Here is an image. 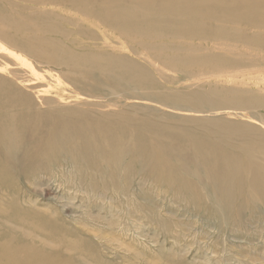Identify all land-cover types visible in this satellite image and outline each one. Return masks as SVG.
<instances>
[{
	"label": "rangeland",
	"instance_id": "1",
	"mask_svg": "<svg viewBox=\"0 0 264 264\" xmlns=\"http://www.w3.org/2000/svg\"><path fill=\"white\" fill-rule=\"evenodd\" d=\"M48 1L51 0H0V87L23 95L22 104L31 113L35 133H42L47 125L45 112H50L61 120L82 122L91 140L97 141L101 132L116 136L113 139L119 141L122 165L128 168L126 172L119 171V165L112 175L114 182H110L107 168L72 165V151L63 153L57 162L48 158L30 163L22 159V152L5 162L0 157V203L13 213L18 210L16 214L25 218L15 221L11 214L7 216L9 212L1 213L2 240L8 234L9 242L19 248L28 245L39 255L45 249L57 248L54 238L66 239L77 248L62 250L74 259V264H264V201L256 200L255 192H248L252 199L240 195L235 208L229 209L228 218L216 215L210 209L218 211L219 192L201 166L193 163L198 153L193 148L195 140L218 143L229 137V147L216 151L220 153L219 160L227 163L235 154L236 167L248 165L253 175H264V143L253 134L245 137L237 132L238 125L248 124L264 135V106L254 103L264 99V46L258 47L264 44V31L247 41L214 32L224 15L222 8L228 3L246 16L250 10L244 9L243 0L216 1L213 25L205 23L199 29L204 39L200 40L195 75L179 83L173 79L174 69L146 47L132 40L107 39L101 29L112 31L110 23L101 29H83L82 39L73 44L69 43L74 38L71 33L88 24L84 18L66 24L70 41L60 36L66 50L59 57L52 56L48 47L41 46L48 39L45 29L51 22L41 24L39 16L71 7H65L69 0H62V6L49 5ZM145 1L147 7L153 4ZM251 3L253 10L246 18L248 36L257 33L264 15L257 12L256 2ZM147 24H141L139 33H146ZM178 28L183 30L182 26ZM38 43L40 49H34ZM206 55L224 62L218 73L208 72L211 68L205 65ZM125 65L136 76L131 80L114 79L117 69ZM115 82L120 85L113 92L103 91L102 87L114 86ZM83 83L93 90L82 89ZM189 89H194L195 95ZM163 96L180 99L198 111H186L188 116L174 119L166 109L172 108L170 103L162 104ZM198 97L204 104L193 102ZM238 108L249 118L232 111ZM140 109L145 110L138 112ZM158 115L173 119L159 123ZM144 122L149 124L145 128L141 127ZM92 126L101 129L94 131ZM74 141V153H78L82 140L76 137ZM139 153L146 155L147 162L137 156ZM149 154L158 156L157 163L165 164L158 178L152 173ZM209 164L205 174L224 171L223 164ZM4 174H9L7 180ZM200 194L203 202L198 199ZM251 207L254 219L247 213ZM37 223L59 230L54 236Z\"/></svg>",
	"mask_w": 264,
	"mask_h": 264
},
{
	"label": "bare ground",
	"instance_id": "2",
	"mask_svg": "<svg viewBox=\"0 0 264 264\" xmlns=\"http://www.w3.org/2000/svg\"><path fill=\"white\" fill-rule=\"evenodd\" d=\"M42 1L44 2V0ZM151 1L153 4L147 7L145 6V0H99V2H97V0H69L65 6L71 7L68 10L57 11L59 13H54L52 10H49L48 12H45L39 16L41 24L42 22L46 23L48 20L51 22V26H48L45 29V31L48 33V39L47 41L42 42L41 46L44 49H46L45 47H48L49 50L53 52L51 53L53 54L52 56L59 57L58 54L66 50L63 48V43L60 42L62 41L60 36L63 35L68 40L67 33L70 30L65 31L67 26L66 24L79 22L78 19L80 18L86 19V24H88L78 28L77 30H74L71 33V38H74L71 41L68 40V42L70 41L69 43L73 44V42H80L84 35L83 29H87L89 26H97L98 28L102 26L103 28L106 23H110L112 26V31L105 32L100 28L107 39L116 38L127 41L132 40L138 46L146 47L147 50L153 56L157 57L163 64H166V66L174 69L176 74L173 75V79L178 83L180 81L192 78L195 75L194 66L197 65L196 57L199 56L201 50L200 40L204 39V36L199 32V29L203 26H206L205 23L208 26L213 25L214 16L212 14V9L217 7V0ZM251 2H256L258 4V13H264V0H243V7L246 11L253 10ZM48 4L62 6L64 2H62V0H51L48 1ZM9 7L10 5L8 4L6 8L8 9ZM223 7L224 8H222V11L224 15H221L220 20L215 25V34H228L234 40L240 41H247L249 40L248 38H257L261 36V32L264 31V15L261 16L262 23L259 26L257 33L253 36H248L246 31L249 25V20L246 18H248L247 14L250 11L246 13V17L244 14H238L233 9L231 3H228ZM79 13L83 14L84 16H80ZM146 22L148 23L147 29L145 31L146 33H139L138 29L140 28L141 24ZM178 26H182L183 30H179ZM263 46L264 44L258 45V47ZM34 49H40V43H38V46H36ZM68 54L69 51L67 52V55ZM204 59L206 60L205 65L207 64L211 68L209 69L211 71L208 72L218 73L220 71L218 68L221 67L222 63H224L214 60L209 55H206ZM117 70V74L113 78L117 79L118 81L125 79L131 80L134 78V76H136V73L127 67V65H125V67H121V70ZM113 85L114 86L107 85L102 87L103 91L108 93L113 92V89L116 86H119L120 83L115 82ZM81 87L85 90H93V88H91V86L87 83H83ZM193 90L194 89H189L188 92L195 95ZM77 95L79 94H70L71 97H75ZM160 98L162 100V104L170 103L172 108L170 109L166 107V109H168L170 116L173 118L176 117L178 119V117L180 118L181 116H188L190 113L188 114L186 111H198L191 106H187V104H185L180 99L172 100L166 96ZM22 101V94H17L15 90L10 88L0 87V157L2 158V162L12 159L16 152H22V159H27L30 161V163L43 162L46 159L48 160V158H52L57 162L63 153L69 154V152L72 151L74 154L72 165H76L75 163H77L78 166H81V163H83L90 166H101L102 168H107L109 169V173H111V177L108 179H110V182H114L112 175L118 171V166L122 165L123 162V153L120 151L119 141H115L113 139V137L116 136H107L105 132H101L97 141L91 140L92 137L85 133L86 131L84 130L86 125H84L82 122L74 123L71 121L61 120L58 116H56V113L50 112H45V117L47 120L45 124L47 125H45L44 129H42V133H35L30 120L31 113L26 110L25 106L22 104ZM201 101L202 99L198 97L193 102L200 103ZM236 103L241 104L242 102L236 101ZM254 103L257 106H264V99H257L254 101ZM146 108L148 107L146 106ZM144 110L145 109H140L138 112H144ZM53 111H55L54 108ZM232 111H234V113H236L239 117L245 119L249 118L242 108L234 109ZM166 115L168 114L166 113ZM172 117L169 118V116L158 115L156 116V120L159 123H162L163 119L169 120L173 119ZM53 123H56L57 125L54 126ZM68 125H73V127L70 128ZM148 125L149 124L147 122H144L142 123L141 127L145 128ZM92 128L94 127L92 126L91 129ZM97 129H101V126L100 128H94L93 130L97 131ZM237 132L238 134L245 137H247V135L253 134V136L258 138L260 143H264V135L259 134L262 132L257 128L253 129L248 124L238 125ZM76 137H80L82 140L80 151L78 153H74V139ZM228 138L229 137H226L225 140H221L218 143H215V141L203 143L195 140L193 143V148L198 153L193 158L194 162L192 161L194 165L201 166L204 175L212 182L214 189L217 188L219 192L218 195L221 198V203L218 208L219 212L214 208L210 210H212L213 213L218 216H225V218H228L229 209L235 208L234 206L237 203V199L241 197L240 195H244V197L246 196L247 198L252 199L247 196L248 192H255L256 197H258L256 200L264 201V183L259 184L257 181H255L260 179L262 182H264V175L260 177L253 175L251 173V168L248 165L242 166L240 168L238 166L236 167V158L234 157L235 154L229 156L230 158H228L227 163H225L226 161L224 160H219L218 156H220V153H216V151H224L225 148L229 147V142L227 141ZM24 140H27V142L25 143ZM138 149L142 151L141 147ZM137 156L147 162V157L144 153L143 155L142 153H139ZM157 158L158 156H152L151 154L148 155V161L155 178H158L157 176L161 173L165 165L162 163H157L155 161ZM135 160L138 161V158ZM209 163L223 164L225 167L224 171L220 173L207 172L205 174L206 168L210 165ZM127 168L128 166L126 164L124 165L123 163L119 171L126 172ZM102 172L105 171L102 170ZM102 174L101 177L104 176H102ZM8 175L9 174H4L5 180L8 179ZM94 175L95 174L93 173V176ZM99 178L100 177L97 178L98 182H100ZM103 182L105 183V181ZM89 184L91 185V183ZM98 185L99 184H97V186ZM105 185L106 184H104V186ZM197 188L198 186L195 187L196 191L198 190ZM199 192L202 194L203 191ZM201 194L198 197L200 202L203 200V195L201 196ZM250 202L252 203L253 201ZM3 207H6V209H3ZM3 212H9L7 216L9 217L11 214L12 217L10 218H13L15 221H21L18 219L25 220L23 215L19 217V214H16L19 212L18 210H16V213H13L15 211H13L11 208H8V206H6L4 203H0V214ZM247 213L250 218H256L252 217L255 214L253 207L249 208ZM21 223L23 224L24 222ZM36 225L42 229L48 228V233H51L52 235L54 234V236H56L55 233H57L59 230L58 227L49 224L37 223ZM38 227L35 226L34 228ZM60 236L61 238L63 237V235ZM9 240L10 236L8 234L5 236L4 240H2L0 236V264L75 263L73 258L64 255L62 251L66 247L73 250L77 249L74 247L75 245L73 243L67 242L66 239H64L66 240L64 241L59 238V240L56 241L54 238L53 240L57 244V248L54 249V251L45 249L39 255H35L32 248L28 245L19 248L17 245L9 242Z\"/></svg>",
	"mask_w": 264,
	"mask_h": 264
}]
</instances>
